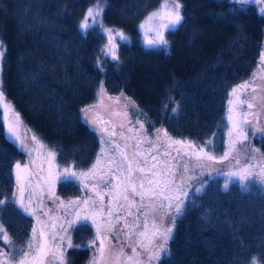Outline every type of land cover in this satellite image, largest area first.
<instances>
[{
  "label": "trees",
  "instance_id": "1",
  "mask_svg": "<svg viewBox=\"0 0 264 264\" xmlns=\"http://www.w3.org/2000/svg\"><path fill=\"white\" fill-rule=\"evenodd\" d=\"M159 2L99 0L102 24L119 26L128 37L117 40L119 60H113L102 51L98 24L79 27L96 0H0L2 90L59 164L87 167L95 159L100 136L82 109L98 98L101 83L107 93L122 91L135 101L145 129L160 126L213 153L222 150L227 96L259 59L264 14L252 2L180 0L184 20L166 30L168 45L149 46L138 22ZM253 141L264 148V135ZM17 159L24 151L5 135L0 118V198L14 190ZM202 184L201 192L190 188L168 251L156 264H251L253 257L264 264V188L253 180L242 190L231 179L225 190L215 173ZM57 190L75 194L79 187L61 179ZM0 221L18 246L29 237L32 218L11 200ZM91 232L86 221L72 226L71 264H83L89 248L82 244Z\"/></svg>",
  "mask_w": 264,
  "mask_h": 264
},
{
  "label": "snow or ice",
  "instance_id": "2",
  "mask_svg": "<svg viewBox=\"0 0 264 264\" xmlns=\"http://www.w3.org/2000/svg\"><path fill=\"white\" fill-rule=\"evenodd\" d=\"M230 2L244 5L249 0H230ZM258 2L264 4V0ZM181 9L179 0H160L159 7L150 12L139 25L145 32V43L149 46H167L165 31L174 29L182 23L184 17ZM261 11L264 12V8ZM101 12L99 0H96L95 5L87 9L84 18L80 21V28L87 30L96 24ZM100 26L104 28L102 22ZM104 32L107 35V42L102 51L110 55L113 60H119L116 38L127 40L128 37L122 30L113 28H104ZM149 33L152 35L149 36ZM3 55L4 52L0 51V58ZM260 61L264 63V51L260 53ZM254 77L255 73L253 79L231 87L229 96L234 99H228L227 119L230 124L228 150L221 156L217 157L206 152L203 145L198 146L191 140L174 139L166 129H155L154 138H149L144 123L137 119L135 125H139L138 128L135 126L127 128V132L134 133L133 136H126L124 131L119 133L120 138L125 141L123 147L111 139L117 135L114 126L111 131L107 127L101 128L108 140L101 137V148L95 162L87 171L79 173L74 171L72 166L60 168L55 162L57 153L38 141L35 135L32 136L31 145L20 135L18 131L21 123L20 114L15 112L14 107L6 101L0 84V109H2L0 118L7 133L19 142L20 147L29 156L34 151L39 154L40 150H46L48 164L46 170L37 166L36 173L30 169L28 163L16 161L14 164V190L10 195L0 198V209L11 200L23 212L32 216L36 223L32 226L29 237L18 246L0 221V241L7 246V250L0 247V264H66L65 251L74 246L70 229L81 218L86 220L90 218L96 226L95 237L89 241V247L95 248L89 264H153L168 251V243L172 239L176 219L184 214L185 199L191 188L188 181L192 177L187 176L190 170L200 168L208 170L211 175V172L219 171L213 167L214 163L229 161L231 157L234 163L224 172L225 190L229 188V181L233 177L239 181L242 190H246L249 182L253 180L264 188V153L257 148L245 149L242 162L241 152L237 149V144H242L248 139V126L252 125L250 117L258 122L260 115L264 114V97L256 94L264 89L255 85ZM249 90L253 93L250 98L244 96ZM104 92L101 84L98 93L101 100ZM108 99L118 101L119 97H108ZM125 99L128 101L125 108L129 104L135 107L130 98ZM245 105L248 111L244 110ZM95 107L84 108L82 111L87 115ZM178 107L177 105L172 111L176 112ZM253 109L258 111H251ZM123 116L128 117L127 111ZM128 123L132 124V121L129 119ZM120 128L124 129L125 125L122 123ZM161 132L163 138L167 139L166 144L159 135ZM133 140L135 143H131ZM109 142L112 144L113 155H110L108 149L104 147ZM145 143L150 145L146 151L141 150V145ZM129 148L132 149L131 152ZM161 148L164 149L162 155L165 157L171 156L174 151L176 156L188 157L189 160L195 158L196 163L191 167L188 163L177 165L151 155L153 151H159ZM32 163L35 164V161L33 160ZM45 171L46 175L43 174ZM176 171L183 173L179 182L176 179ZM37 174L40 175L43 184L40 181L34 182V176ZM72 178L78 180L82 189L87 190L89 194L67 201L56 197L60 209L64 211V216L52 215V210L44 203L45 186L51 199L55 197L57 181ZM202 188L203 184L195 191L201 192ZM105 197L108 198L107 202ZM122 210L123 215L120 214ZM121 233L125 240L120 247H116L111 241L115 239L119 242ZM97 242H99L98 246ZM126 248L130 249V252L126 251ZM251 264H258L256 257L252 258Z\"/></svg>",
  "mask_w": 264,
  "mask_h": 264
},
{
  "label": "rangeland",
  "instance_id": "3",
  "mask_svg": "<svg viewBox=\"0 0 264 264\" xmlns=\"http://www.w3.org/2000/svg\"><path fill=\"white\" fill-rule=\"evenodd\" d=\"M179 2H180V0H179ZM249 2H252L255 5V7L261 13L264 14V12L261 11V9L264 8V4L259 3L258 0H249ZM159 5H160V2H159V4L157 6L151 8L150 10H148L146 12V14L143 16V18L141 20H139V22H138V28H139L141 40L143 41V43H145V32H144L143 29H141L139 27V25L145 20L146 16L150 12H152L153 10H155L156 8H158ZM181 13H182V9H181ZM85 14H86V12H85ZM84 15L79 20V27H80V21L84 18ZM99 22H101L100 21V16L97 17V23L96 24L99 25L100 29L103 31V33L105 35V41H104V44H103V49H104V45L107 42V35L104 32V28H113V29H117V30H122V29L119 26H114V25H103L104 28H101ZM89 23L90 24L92 23L91 20L89 21ZM151 35H152V33H149V36H151ZM165 38H166V34H165ZM118 39H119V37L116 38V43H117V40ZM0 45H2L1 42H0ZM2 49H3V46H0V51H2ZM262 51H264V45H263ZM108 56H110V55H108ZM253 73H255V77H254V83H255V85L258 88H260V89H264V63H261V61H260V55H259V59L255 63L254 68L252 69V71L250 72V74L248 76H245L244 78L240 79L239 81H237L235 84H233V86H235L237 84H240V83H242V82H244L246 80L253 79ZM101 84H102V86L104 88L103 83H101ZM101 84H100V87H101ZM100 87H99V92H100ZM104 90H105V88H104ZM229 93H230V91H229ZM121 94H123V95H121ZM256 94L264 97V91L258 92ZM251 95H253V93H251L250 90L248 92H245L244 93V96H247L248 98H250ZM108 97H113V98L119 97V100L118 101L116 99L109 100ZM125 98H130V97L127 96V95H125L124 92H122V91H119V92L113 93V94H109V93H107L105 91L104 94H103L102 100H101V97L98 96V98L95 101H93L91 103H88V104H86L83 107V109H84V108H92V106H96L95 108H93L92 110H90L87 113V115H85L84 112L83 113H84V116H85L86 120L98 131L99 136H100V141H101V137H104V139L106 141L108 140L107 135L105 133H103L100 129L103 128V127H107V128H109V131H111L112 128H113V126H114L115 127V131L117 132V135L114 136V137H112L111 139H112V141H115V142L119 143L121 145V147H123L125 141L120 138L119 133L121 131H124V133H125L126 136H133L134 133L127 132V128L128 127H133V126H135L136 128H138L139 125H135V121L137 119H139L140 121L143 122L141 111H140L139 107L136 105L135 101L132 98H130L131 101L134 102L135 107H132L129 104V106L127 108H125L124 107L125 104L128 103V101ZM229 98H233L234 99V97H230L229 95L227 96V100H226V116H228V107H229L228 106V99ZM6 101L11 105V103L9 102V100L7 98H6ZM244 110L245 111H248V109L246 108V105L244 106ZM125 111H127V113H128V117L127 118H125L123 116V113ZM251 111H258V109H253ZM15 112H17V111L15 110ZM1 117H2V109H1ZM129 119L132 121V124H129L128 123V120ZM250 119H252V125L248 126V139H247V141L243 142L242 144H237V149H239L240 152H241L242 162H243V156L245 155V151H244L245 149L257 148V149H260V151L262 153H264V148H261L257 143H255L253 141V136L254 135H260V134L264 135V114H261L260 115L258 122H257L256 119H253L251 117H250ZM20 120H21V123L19 125L18 131H19L20 135L22 137H24L30 143V145H31L32 136L34 134L32 133L31 129L28 127V125L22 120L21 117H20ZM122 123L125 125V128L124 129H121L120 128V125ZM3 126H4V123H3ZM229 127H230V124H229V121H228V125H227L226 131H225V141H224V145H223L222 150L220 152H214L213 153V152H211V151H209V150H207L205 148V151L206 152L211 153V154L219 157L226 150H228V142H229L228 129H229ZM158 128L164 129L163 127L156 126V127L152 128V130L150 132L147 131V134H148L149 138H154L155 129H158ZM4 132H5V135L9 139H11L13 142H15L20 147L19 142L16 141L15 138L11 137L7 133V130H6V127L5 126H4ZM159 135L163 138V133L162 132ZM171 137H173V136H171ZM173 138L174 139H181V140L184 139V138H177V137H173ZM37 139H38V141L42 142L45 146H47V148L54 150L52 147H50L49 145H47L46 143H44L43 141H41L39 138H37ZM163 139H164V142L166 144L167 143V139L166 138H163ZM186 140H190V139H186ZM131 143H135V141L133 140V141H131ZM104 147L106 149H108L110 155H113L114 154L112 152V144H111V142L106 143L104 145ZM149 147H150V145L147 144V143H145V144L141 145V150L146 151ZM100 148H101V142L99 143V149H98L97 154L99 153ZM131 150L132 149L129 148V152H131ZM163 151H164V149L161 148L159 151H153L151 153V155H156V156H158L163 161L170 162L172 164H177V165H179L181 163H188L189 166L191 167L192 164H195L196 163L195 158H192L191 160H189L188 157L176 156V153L174 151L172 152V155L171 156L165 157V156L162 155ZM97 154H96V156H97ZM233 155H235V153H233ZM46 156H47V151L46 150H40V153L39 154L36 151H34V152H32L31 156H29V154L24 151V159L23 160H19V159L15 160L14 163H13V165H12V169L14 168L15 162L16 161H20L21 163H28L30 169L34 173L37 172V166H41V167H43L46 170L48 168V164H47V161H46ZM95 159H96V157H95ZM95 159L87 167H77V166H74V165H72L70 163L69 164H59L56 161V159H55V162H56L57 165L60 166V168L72 166L73 170L76 171L77 173H79L80 171H87L91 167V165L95 162ZM33 160L35 161V164L32 163ZM232 163H234V161H231V157L229 158V161H225L223 163H214L213 164V167L216 168V169H218L219 171H213L211 173H215V174L221 175L224 178V183H225L226 177L224 175V172H226V171L229 170V168L231 167V164ZM202 172H203V174H201ZM13 174H14V171H13ZM43 174L46 175L47 174L46 171ZM181 175H183L182 172L176 171V179H177V182H179V178H180ZM207 175H209L208 170H202L200 168H196L194 170H190L187 173V176H191L192 177V179L188 181L191 184V188L194 187V189H196L197 187H200L201 184L204 182V180H205V178H206ZM232 179H236V178L233 177ZM14 180H15V176H14ZM71 180H74L78 184V187H79L78 193H75V194H67V195L66 194H62L61 192H59L57 190V183H56V185H55V197L49 199L48 193H47V187L45 186V189H44V203L46 204L47 208H50L52 210V215H54V216H57L58 215V216H61V217L64 216V211L62 209H60V207H59V201L56 200V197H59L61 200L67 201L69 199H75L77 197H83V196L89 194L87 190L82 189V187L80 185V182L78 180H76L75 178H72ZM35 181H40V175L39 174H37V175L34 176V182ZM40 183L43 184V181H40ZM107 199L108 198L105 197V201L106 202H107ZM47 208H46V210H47ZM133 211H135V209H133ZM120 214L121 215L124 214L123 210L121 211ZM31 218H32V226H33L36 222H35V219L32 216H31ZM69 218H72V217H69ZM129 219H131V218H129ZM85 221L88 222L91 225V227H92L91 234H89L87 236V238L85 239L84 243L82 244L83 246L85 245V246H88V248H89L88 255L85 257V260H84L83 264H89L90 260H92V258H93L94 252H95V248L94 247H89V241H91L95 237L96 226L92 223V221H91L90 218L87 219V220L81 218V219L77 220L76 223H78V222H85ZM75 224H73V226ZM32 226H31V228H32ZM30 234H31V230H30ZM70 235L72 237V228L70 229ZM124 240H125V237L121 233V234H119V242L117 240L113 239L111 241V243L114 244V245H116V247H120V245L124 242ZM98 243L99 242H97V246H98ZM0 247H2V242L1 241H0ZM126 251H129L130 252V249H127L126 248ZM76 256H78V254H76ZM65 258H66V264H71L70 263V257H69V254H68V249H66V251H65ZM153 264H156V261H154Z\"/></svg>",
  "mask_w": 264,
  "mask_h": 264
},
{
  "label": "flooded vegetation",
  "instance_id": "4",
  "mask_svg": "<svg viewBox=\"0 0 264 264\" xmlns=\"http://www.w3.org/2000/svg\"><path fill=\"white\" fill-rule=\"evenodd\" d=\"M145 130L148 131V132H150L152 129H151V130H147V129H145Z\"/></svg>",
  "mask_w": 264,
  "mask_h": 264
}]
</instances>
